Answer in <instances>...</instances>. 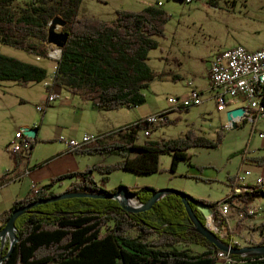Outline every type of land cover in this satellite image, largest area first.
Here are the masks:
<instances>
[{
	"label": "trees",
	"instance_id": "trees-1",
	"mask_svg": "<svg viewBox=\"0 0 264 264\" xmlns=\"http://www.w3.org/2000/svg\"><path fill=\"white\" fill-rule=\"evenodd\" d=\"M82 3L83 0H31L25 6H17L16 0H0V42L49 59L50 50L46 45L49 24L61 16L67 23L63 31L69 37L57 60L55 86L105 111L146 103L144 90L150 82L168 74L153 69L148 59L151 50L159 47V37L165 36L169 11L150 4L141 11L120 9L115 19L108 21L80 15ZM47 70L45 66L0 52V82L40 83L48 78ZM172 78L177 79L174 75ZM176 121L167 118L160 124ZM148 128H151L149 123L140 120L72 149L75 154H118L122 159L110 165L96 164L55 176L48 184L32 188L0 214V231L16 208L63 192L110 194L125 188L144 204L157 189L120 185L108 190L105 185L109 174L116 169L138 174L157 173L161 170L162 154L172 156L170 171L175 172L182 161L192 165L190 148L217 149L224 136L220 131L211 139L192 127L181 138L147 139L139 143L138 133ZM35 144L27 152L12 153L15 167L31 153ZM96 172L102 175L99 180L95 178ZM66 179L69 184L65 190L55 191V186L62 185ZM261 194L264 192H256L254 196ZM187 197L198 218L207 223L196 204L207 203L215 210L217 202L190 194ZM245 197L229 200L230 205H235L237 200L246 202ZM244 211V216L250 215L247 209ZM221 220L226 224L225 219ZM15 226L17 241L1 264H221L217 258L221 249L194 230L179 194L162 196L152 209L138 213L125 210L118 199L68 197L31 207L19 216ZM131 230L138 236H133ZM175 245H185V248L177 249ZM189 245L203 249L193 252ZM257 245H264V235ZM8 251L9 243H6L2 253ZM233 257L234 264L237 259L243 264H264V256L233 254Z\"/></svg>",
	"mask_w": 264,
	"mask_h": 264
},
{
	"label": "rangeland",
	"instance_id": "rangeland-1",
	"mask_svg": "<svg viewBox=\"0 0 264 264\" xmlns=\"http://www.w3.org/2000/svg\"><path fill=\"white\" fill-rule=\"evenodd\" d=\"M29 1L31 0H16V5L25 6ZM158 1L162 3L161 7L169 11L170 21L166 25L165 36L159 37V47L151 50L148 62L156 71L166 70L168 74L166 73L165 78L151 81L149 87L144 90L147 97L146 103L134 108L125 107L112 111L93 108V103L90 101H85L80 96L58 86L51 87L49 91L59 92L61 98L46 104L49 91L45 82L54 81L52 76L56 64L55 56L49 59H40L38 56L37 60L36 55L29 51L0 42L1 54L39 63L48 69V78L40 83L19 85L9 81L0 85V175L6 174L13 165L14 158L8 151L7 145L14 140L15 132L25 127L40 126L36 138L33 139V142H37V137L39 140L34 145L33 160L52 154L58 145L59 148L62 145L68 148L69 145L61 142L57 137L79 140L84 133L93 135L99 133V128L104 132L121 131L130 125L131 121H136L144 114L164 110L168 112L169 120H177L176 123L168 125L159 123L141 130L138 133L139 143L147 139L181 138L188 129L192 128L189 124H195L196 127L210 131L206 136L211 139L216 138L218 134L213 129L220 128V124L225 120L219 117L220 114L214 106L216 104L207 103L205 100L199 106L190 107L189 111H181L172 109L170 99L184 98L196 87L204 88L205 66L209 59L215 57L220 51L238 44L249 49L264 44V0H191L190 2L186 0H83L80 15L112 21L115 19L116 11L120 9L141 11L150 4L157 5ZM62 25L61 21L54 31L64 33L65 25ZM48 39L46 45L50 54L61 49L59 45L50 43ZM174 57H177V62L173 60ZM175 73H180L176 80L172 78ZM37 105L45 106L44 110H38ZM208 111H211L212 118L204 119V115H210ZM226 118L225 136L217 149L192 147L188 150L192 155V165L182 161L177 166V170L172 172L170 171L172 156L162 154L159 172L138 174L116 169L109 174L105 188L112 190L120 185L133 188L148 186L157 190L174 188L193 195L197 199L217 203L222 201L231 194L233 187L228 178H233L241 166L242 153L247 149V145H250L249 149L252 152L254 138H258V135H255L250 140L251 125L249 123H245L243 127L228 129L227 114ZM147 130L150 132L148 135L145 134ZM104 134L108 135V133ZM88 155L90 167L102 163L110 165L122 159L118 154ZM132 156L135 157V154L133 153ZM66 158L73 161L75 168H81L87 159L84 158L80 164H77L73 155ZM47 171L48 169L45 168L39 172L44 174ZM95 176L96 180L102 177L98 172ZM244 196H246V202L233 209L231 205L228 220L224 218L227 234L223 233L226 234V240H230L231 235H234L239 245L255 246L264 235V225L247 220L248 215L242 217L239 215L245 213L248 201L254 205L264 206V194L256 196L248 194L242 197ZM132 200L136 204L140 203L136 197ZM131 233L133 236H138L136 231L131 230ZM189 246L193 252L203 249L198 245ZM174 247L182 249L185 245Z\"/></svg>",
	"mask_w": 264,
	"mask_h": 264
},
{
	"label": "built area",
	"instance_id": "built-area-1",
	"mask_svg": "<svg viewBox=\"0 0 264 264\" xmlns=\"http://www.w3.org/2000/svg\"><path fill=\"white\" fill-rule=\"evenodd\" d=\"M186 1L190 2L191 0ZM157 4L159 6L162 5L161 2H158ZM60 50L61 49H59V51ZM60 54L54 55L51 53L49 55V57L55 56L56 58L55 70L57 69V60L60 58ZM209 74L211 79V91L218 104V110H225L228 106V100L232 98H238L244 102V106L235 108L232 111L230 110L227 128L236 127L240 121L246 122L251 125L250 140L255 135H259L260 138H263L264 132L259 130V126L264 121V47L253 51L247 50L243 45H236L227 48L211 60ZM52 78H54V73ZM45 86L49 91L51 87L53 88V86H55L54 81H46ZM58 98H61L60 93L51 90L49 91L46 104L52 103ZM170 103L173 110H185L194 105H201L203 103V98L197 89H193L191 93L184 98L174 97L170 99ZM44 108L45 106L43 105H37V109L40 111L44 110ZM238 110H241V112L235 114L234 112ZM167 113L168 112L165 111L153 116H148L143 120L149 123L150 127H153L159 124L160 121L167 119ZM37 128L38 127H25L23 130H18L15 133L14 140L7 145L8 151L10 153L29 151L31 145L34 143L33 139L36 138ZM145 134L148 135L150 132L147 130ZM101 137L102 136L84 133L80 140L64 137H60L59 140L67 143L69 145V150H72L79 148L84 144L95 142ZM249 146L250 145H247V149L242 153V163L234 176L231 194L217 203L216 210L218 211L219 216L214 214V222L211 218L209 220L207 219L209 228L216 232L224 241H226L227 226L223 223L221 218H226V220H228V216L231 212L229 200L238 197L240 198L243 195L254 194L259 191L264 192V177L258 176L254 181H250L249 179L253 174V171L250 168L249 152L251 151ZM6 174H4V176ZM33 186L35 188L36 184L34 183ZM248 211L250 214H256L259 212V209L251 208ZM242 216H244V213L240 214V217ZM223 232H226V234L224 235ZM227 243L232 246L242 247L238 244L239 241L235 239L234 235H231V239ZM226 256H233V254L222 251L221 249L218 252V263L225 264ZM240 262L243 261L237 259V263L235 264Z\"/></svg>",
	"mask_w": 264,
	"mask_h": 264
},
{
	"label": "crops",
	"instance_id": "crops-1",
	"mask_svg": "<svg viewBox=\"0 0 264 264\" xmlns=\"http://www.w3.org/2000/svg\"><path fill=\"white\" fill-rule=\"evenodd\" d=\"M158 2H160V1H158ZM238 45H242V44H238ZM262 47H264V44L260 47L254 48V49H249L247 47H244V48H246L247 50L253 51V50H256L258 48L260 49ZM37 57L38 56H36V59H37ZM39 58L41 59L42 57H39ZM213 59H214V57H212L209 60L211 61ZM173 60L175 62L178 61L177 57H174ZM210 61L206 64L205 71L203 74V77L206 80L205 87L204 88H197L196 87L195 89H197V91H199L201 93L202 98H204L203 101L206 100L207 103L212 102V104H216L214 106L216 108V111L220 114L219 117H222L225 120L223 121V123L220 124L221 125L220 128H215L213 130L215 132H217V134L220 131L225 133L226 124H227L226 114H227V117L229 119L230 110L232 111L235 108H238L240 106H244V102L238 98L237 99L232 98V99L228 100V106L225 110H218L217 109L218 104H217V102H216V100L212 94V91H211V79L209 77V75H210L209 74ZM35 64H39V63H35ZM39 65H42V64H39ZM42 66H44V65H42ZM164 71H166V70H164ZM174 76H176V78H178L180 76V73H175ZM6 82H9V81L0 82V85L3 83H6ZM12 82H15V81H12ZM16 84H18V83H16ZM208 100H210V101H208ZM135 106H128L127 108L130 109V108H134ZM93 108H95V107L93 106ZM123 108H125V107H123ZM164 111H166V110H164ZM164 111H158L157 113H153V114L154 115L159 114V113H162ZM208 112H210V115H207V116L204 115L203 116L204 119L212 118L211 111H208ZM153 114H151V113L150 114H144L141 118H138L136 121H131L129 124H132L134 122L136 123L140 120H143L144 118H147L148 116H153ZM168 118H169V116H168ZM245 123L246 122L240 121L236 127H240V126L243 127L245 125ZM189 127H195L198 132H200L201 134H205V136L208 135V133L210 132V131L203 130L202 128L196 127L195 124H189ZM236 127H234V128H236ZM39 129H40V126H39ZM101 130H103V129L99 128V133H96L95 135L105 137L107 134H104V133L111 134L114 132V130H109V132H104ZM259 130L264 132V121L260 124ZM101 132H104V133H101ZM57 139H60V137H57ZM254 139H255V141L253 142V145H254V147L252 149L253 151L249 152L250 168L253 171L252 176L249 178L250 181H254L258 176L264 177V154H263V152H264V137L260 138V136L258 135V138L257 139L254 138ZM37 142H39L38 137H37ZM250 144H251V142H250ZM197 148H201V147H197ZM203 148H208V147H203ZM33 150H34V148H33ZM33 150L31 151L30 154H27L26 158H24V160H22V162L20 163V165L18 167H15V164L13 162L12 167L6 171L7 174L3 177L4 178L3 182L2 181L0 182V214L3 213L11 205H13V203L17 199L23 198L28 193V191H30L32 188H34V186H33L34 183L36 184L35 188L40 187L41 185L44 186V185L48 184L50 182V180L55 176H60V175H63L65 173H68L71 171H73V172L82 171V170L86 169L87 167H90V165L88 164L87 155L75 154L74 152L70 151L69 148H66V146H64V145H62V147H60V148L58 145L55 148V150L52 152V154H49L46 156H41V157H39L40 159L37 158L35 160L32 159L33 158L32 157ZM69 155L74 156L75 160H77V164H80V162H82V160L84 158H87V159L85 160L84 165L81 168H75L73 161H70L69 158H66ZM45 168L48 169V171L46 173L42 174V172H39ZM0 176H2V175H0ZM229 179L231 180L230 184H232V182H234V177L228 178V180ZM68 184H69V181L64 180L62 185H60V186L56 185L55 186V191H57V192L64 191L65 188L68 186ZM234 203H235V205L232 206V209L236 208L237 206H240L243 202H241V201L239 202V200H237ZM246 206H247V208H246L247 211L251 208L259 209V212L256 214H254V213L250 214V212L248 211V214H250V215L247 218V220L250 219L254 222H257L261 225H264V217H263L264 216V206L254 205V204L250 203L249 201L246 203ZM1 243L5 246L6 243H9V238L1 240ZM246 245H248V244H241L240 246H246Z\"/></svg>",
	"mask_w": 264,
	"mask_h": 264
},
{
	"label": "water",
	"instance_id": "water-1",
	"mask_svg": "<svg viewBox=\"0 0 264 264\" xmlns=\"http://www.w3.org/2000/svg\"><path fill=\"white\" fill-rule=\"evenodd\" d=\"M58 17V16H57ZM55 17V18H57ZM54 18V19H55ZM60 18V17H58ZM53 19V20H54ZM62 19V18H61ZM53 20L49 24V38L51 39L53 36L58 39L57 45H59L61 48L64 46L66 40H68L69 33H53L51 29V24L53 23ZM64 22V25H66V21L62 20ZM63 26V25H62ZM50 39L48 41L50 42ZM60 56L62 55V50H60ZM241 110L235 111L234 113H239ZM168 194H179V196L182 198L186 208L187 213L189 215V218L191 222L193 223V228L196 232L200 233L204 237H206L211 243L216 245L218 248L222 249V251L229 252L231 254H238V255H252L254 256H264V245H246L242 247L238 246H232L226 241H224L219 235H217L216 232L211 230L207 223H203L198 216L195 213V210L193 209V206L191 205L187 193H184L182 191H179L178 189L174 188H162L160 190H157L151 198L144 204H133V198L135 197L133 193L125 188H121L117 190L114 193L110 194H103V192L100 193H87V192H63L62 194L55 195L53 197H50L48 199H40L28 206H21L19 208H16L10 218L6 221V224L4 228L0 231V239L4 240L6 238H9V251L6 254H3V248L4 245L2 244V248L0 250V264L3 262V260L13 251L14 245L17 241V232H16V226L15 221L19 218L20 215L25 213V211L29 210L33 206H37L39 204H46L48 202L54 201V200H60L68 197H89V198H107V199H118V201L121 202V205L125 208L127 211H132L134 213L142 212L145 210H150L153 208L154 204L163 196ZM133 197V198H132ZM197 209L200 210V212L206 217V219H212V221H215L214 218V210L209 206L207 203H197Z\"/></svg>",
	"mask_w": 264,
	"mask_h": 264
},
{
	"label": "bare ground",
	"instance_id": "bare-ground-1",
	"mask_svg": "<svg viewBox=\"0 0 264 264\" xmlns=\"http://www.w3.org/2000/svg\"><path fill=\"white\" fill-rule=\"evenodd\" d=\"M59 20H60V22H59ZM53 21H55V22H53L52 24H51V29H52V31H53V33H55V31H54V29L57 27V24L58 23H61V21H62V19L61 18H55ZM58 21V22H57ZM62 24L64 25V22L62 21ZM57 29V28H56ZM50 43H58V39L57 38H55L54 36L50 39ZM60 54V51L58 50V51H56L55 53H54V55H59ZM133 202V204H135L136 205V202L135 201H132ZM138 203V202H137ZM139 204V203H138ZM242 256H248V255H242ZM255 257V256H254ZM222 264V263H221ZM225 264H234V257L233 256H226L225 257Z\"/></svg>",
	"mask_w": 264,
	"mask_h": 264
},
{
	"label": "flooded vegetation",
	"instance_id": "flooded-vegetation-1",
	"mask_svg": "<svg viewBox=\"0 0 264 264\" xmlns=\"http://www.w3.org/2000/svg\"><path fill=\"white\" fill-rule=\"evenodd\" d=\"M213 212H215V215L219 216L218 211L216 210V208H215V210Z\"/></svg>",
	"mask_w": 264,
	"mask_h": 264
}]
</instances>
